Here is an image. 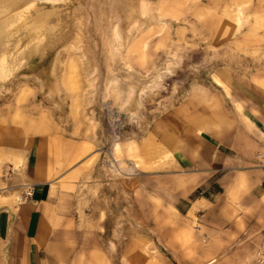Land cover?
<instances>
[{"label":"rangeland","instance_id":"obj_1","mask_svg":"<svg viewBox=\"0 0 264 264\" xmlns=\"http://www.w3.org/2000/svg\"><path fill=\"white\" fill-rule=\"evenodd\" d=\"M92 2L0 0V124L42 142L92 264H256L263 229L193 200L264 113V0Z\"/></svg>","mask_w":264,"mask_h":264},{"label":"crops","instance_id":"obj_2","mask_svg":"<svg viewBox=\"0 0 264 264\" xmlns=\"http://www.w3.org/2000/svg\"><path fill=\"white\" fill-rule=\"evenodd\" d=\"M254 122L237 146L207 153L205 170L213 179L206 193L193 200L197 207L221 205L223 213L236 208L233 218L240 229H264V113L255 114ZM16 161L22 162L18 171ZM54 170L42 142L25 137L16 126L0 124V177L4 172L10 176L7 192L0 194V264H92L75 231L86 228L71 215L70 195ZM26 188L31 195L24 197ZM207 217L226 225L224 215L221 220L210 213Z\"/></svg>","mask_w":264,"mask_h":264},{"label":"bare ground","instance_id":"obj_3","mask_svg":"<svg viewBox=\"0 0 264 264\" xmlns=\"http://www.w3.org/2000/svg\"><path fill=\"white\" fill-rule=\"evenodd\" d=\"M95 1V6H98V10L103 12L105 11L108 12L107 14H113V17L115 15L116 19L120 20H127V18L130 16V13L134 10L135 7V0H93ZM100 1V2H99ZM92 2V4H93ZM105 4V6H103ZM94 6V5H93ZM92 6V7H93ZM238 6V5H237ZM100 7V8H99ZM239 7V6H238ZM5 11V10H3ZM32 12V11H31ZM61 12V11H60ZM97 12V11H96ZM36 15L33 19V25L39 26L43 22H49V21H55L58 20L60 15L59 12L57 11H46L42 12L41 9L40 11L37 12L36 10ZM34 15V13H33ZM99 16V15H98ZM109 16V15H107ZM131 17V16H130ZM32 18V17H31ZM113 21V20H112ZM28 22V21H27ZM117 22V21H116ZM30 23V22H29ZM28 23V24H29ZM53 23V22H52ZM124 24V23H123ZM115 25V24H114ZM30 26V25H29ZM118 26V25H117ZM25 27V26H24ZM34 27V26H33ZM106 28V27H105ZM120 28V27H119ZM121 29V28H120ZM119 29V32L121 33ZM116 30V29H115ZM36 32V31H35ZM105 36V35H104Z\"/></svg>","mask_w":264,"mask_h":264},{"label":"built area","instance_id":"obj_4","mask_svg":"<svg viewBox=\"0 0 264 264\" xmlns=\"http://www.w3.org/2000/svg\"><path fill=\"white\" fill-rule=\"evenodd\" d=\"M7 187L0 188V190L6 189ZM28 188V187H27ZM24 191V197L30 196L31 191L27 189ZM23 199V197L21 198ZM256 264H264V229L261 234V239L254 251Z\"/></svg>","mask_w":264,"mask_h":264}]
</instances>
